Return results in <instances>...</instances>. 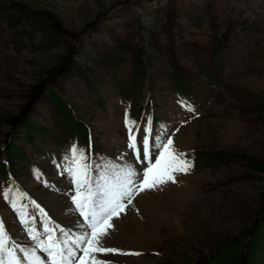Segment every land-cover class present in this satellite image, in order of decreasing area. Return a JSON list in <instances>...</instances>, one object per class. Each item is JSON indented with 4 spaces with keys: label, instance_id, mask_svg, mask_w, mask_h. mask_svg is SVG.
Segmentation results:
<instances>
[{
    "label": "rangeland",
    "instance_id": "1",
    "mask_svg": "<svg viewBox=\"0 0 264 264\" xmlns=\"http://www.w3.org/2000/svg\"><path fill=\"white\" fill-rule=\"evenodd\" d=\"M149 120L151 137L182 134L194 122L184 178L200 199L174 213L185 217L184 234L165 235L158 249L112 239L122 212L104 246L139 254L103 259L241 264L248 233L250 264H264V0H0V217L7 228L21 222L5 190L26 195L22 203L43 233L45 218L54 217L31 184H53L60 171L75 185L65 171L73 146L94 177L111 173L114 142L129 147L135 135L139 145Z\"/></svg>",
    "mask_w": 264,
    "mask_h": 264
},
{
    "label": "snow or ice",
    "instance_id": "2",
    "mask_svg": "<svg viewBox=\"0 0 264 264\" xmlns=\"http://www.w3.org/2000/svg\"><path fill=\"white\" fill-rule=\"evenodd\" d=\"M188 110L194 111L190 105ZM133 123L130 122V131ZM151 133L149 120L147 132L139 145L136 136H131L129 147L134 149L138 160L142 153L141 163L146 162L143 171L139 173L132 166L111 165V173L98 172L94 177L91 165L86 163L85 153L75 146L71 148V156L65 157V171L75 184L72 199L86 221L79 235L60 229L61 239L56 235L57 230L48 226L47 219L43 222V233L38 231L34 226L35 217L29 218L28 205L22 203L26 195L18 188L15 192L11 188L5 190L3 198L17 213L35 246L22 247L6 227L5 219L0 217V264H110L100 254L138 255L104 246L113 227L112 219L119 217L139 193L156 189L168 182L175 183L177 173H186L191 168L186 155L176 149L170 136L162 139L161 134L157 133L150 141ZM154 156L156 158L153 161ZM41 215H44L42 210ZM42 235L46 238L42 239Z\"/></svg>",
    "mask_w": 264,
    "mask_h": 264
},
{
    "label": "bare ground",
    "instance_id": "3",
    "mask_svg": "<svg viewBox=\"0 0 264 264\" xmlns=\"http://www.w3.org/2000/svg\"><path fill=\"white\" fill-rule=\"evenodd\" d=\"M106 121L109 123H116L118 127L121 126L120 122L117 120H103V122L107 123ZM193 124V121L192 123L187 121L183 127V133L181 134V132H177L176 135L174 134L172 137L176 149L180 152H183L186 155V158L189 149L193 147L192 145L195 135L194 130L191 129ZM144 134L145 133H140L138 140H140ZM161 137L162 139H167L169 135L163 132ZM122 144V139L118 138L112 147L115 152H118V159H116L118 166H132L138 171V173L142 172L146 163H141L143 160V154L141 153L139 160L136 159L137 157L135 156V161L132 156V150L126 145L123 146L124 144ZM155 158L156 157L154 156L153 161ZM59 172L55 173L54 176L51 177L52 183L55 182L56 184H49L47 181L43 180L42 184H40L41 186L39 185L40 187L37 186V184L32 183L31 189L33 190L35 196L40 198V201L44 207H47V210L49 209L51 214L53 213L52 216L55 218L54 221L57 223H63L64 225L67 223L68 225L73 226L68 230V233L72 235H79L80 232L83 231V226L86 225V221L82 219L81 214V217L79 216L76 204L72 199V196L75 194H72V192H75V185H69V182L66 184L68 181L67 177H64L63 173L61 172L59 174ZM185 174L186 173H177L175 183L168 182L156 189L145 190L139 193V195H137L132 202L133 207L127 206L126 210L123 212L124 215H122V221L120 220L121 223L118 225V227L120 226L119 229H121L119 232L120 235L117 234L114 236L111 234L114 236L112 239L121 244L125 243L126 245L132 246L133 248L158 249L159 244H157V240L165 237V235H183L184 230L186 229H184L183 223L185 217L183 218V216H180L179 218H176L174 213H188V210L198 203L197 200L199 198V196L191 195L192 186H189V181L187 178H184ZM182 180H186L187 185L186 183H183ZM137 209L139 210V215L136 213ZM5 216L8 218V215ZM34 223V226L40 224L37 220ZM48 226L55 228L57 230L56 235L58 236V231L60 228L54 226L51 222H48ZM62 227L63 225L61 228ZM8 229H11L13 238L20 245L29 247L35 245V242L26 237V230L24 226L18 221L13 222ZM65 232H67V229ZM109 233H111V231ZM116 233L117 232H115V234ZM108 239L110 240V238ZM112 239L110 241H112ZM113 247H115V245H113ZM41 255L44 256V253H41ZM100 255L101 258H104L102 254ZM143 264L151 263L143 262Z\"/></svg>",
    "mask_w": 264,
    "mask_h": 264
},
{
    "label": "trees",
    "instance_id": "4",
    "mask_svg": "<svg viewBox=\"0 0 264 264\" xmlns=\"http://www.w3.org/2000/svg\"><path fill=\"white\" fill-rule=\"evenodd\" d=\"M54 27L56 29H59L57 26H54ZM70 69H71L70 66L67 67L66 69L63 70L62 74L63 75L64 74L65 75H68L70 73V71H71ZM220 157H222V156H219V158ZM262 222H264V220L259 221V224H258L259 227H260V225H261ZM256 234H257V232H256ZM244 237H248L249 238V241H248V243L246 245V251L243 254H239L238 255V258L236 259V261H240L241 264H250V259L252 260V256L254 254V245H255L254 238L252 237L251 234H248V233ZM227 249H228V252H229L232 248H230V247L229 248H226L225 250H223L224 252L222 251V253H224L225 255H227ZM247 250H249V252H247Z\"/></svg>",
    "mask_w": 264,
    "mask_h": 264
}]
</instances>
